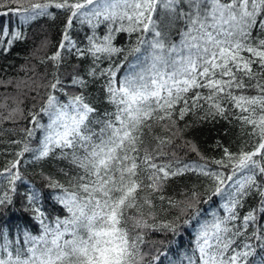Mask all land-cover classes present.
<instances>
[{
    "label": "snow or ice",
    "instance_id": "6c2138e0",
    "mask_svg": "<svg viewBox=\"0 0 264 264\" xmlns=\"http://www.w3.org/2000/svg\"><path fill=\"white\" fill-rule=\"evenodd\" d=\"M0 7L8 9L3 15L15 14L25 24L42 17L54 19L55 13L49 9L66 13L62 38L47 60L58 70L64 52L91 56L93 67L87 76L104 79L101 92L115 106L113 112H101L86 102L83 93L70 96L65 103L50 92L39 112L29 113L34 127L21 130L27 133L26 141H12L23 146L16 153L17 159L10 161L0 175L7 174L10 191L15 193L16 181L23 179L18 170L19 157L32 153L33 161H42L60 150L61 158L70 161L77 175L69 181L71 190L47 177L45 186L53 191L46 195L70 215L57 217L55 226H49L39 206L45 194L25 192L20 211L31 213L43 231L39 236L26 231L27 247L12 246L0 226V264H156L166 253L146 260L148 254L141 250L143 230L179 238L192 226H197L199 264H264V226L236 244V238L245 236L250 224L258 218L264 220V79H258L264 77V0H0ZM77 22L92 29L83 49L71 38ZM106 23L105 34L98 35L96 30ZM116 24L119 27H113ZM257 30L259 35L254 37ZM119 32L140 35L120 63L100 69V62L125 52L113 43ZM23 37L19 31L0 30V52L7 53L9 46ZM130 56L133 62L127 64L124 75H119ZM253 65L259 71H254ZM53 78L47 87L63 91L59 76L53 73ZM245 78L256 82L246 84ZM71 83L88 87L83 76H73ZM200 89H207V95ZM249 89L256 94L248 95ZM225 104L238 110L233 113L236 119L242 128H250L246 134L256 139L250 151L233 153L225 147L220 159L208 161L189 141L179 147L197 153L203 163H182L178 158L157 162L169 155L164 146L172 145V137L179 135V130L172 132L177 105H182L180 120L207 105L199 117L207 121L227 119L230 109ZM41 114L47 116L46 124L38 119ZM17 117L23 118L19 106L3 119ZM152 121L162 124L171 135L154 137L156 147L141 151L144 130L151 129ZM37 130L42 134L31 146ZM211 165L218 167L213 169ZM227 169L230 172L226 173ZM188 172L208 177L209 185L203 191L186 193L179 201L163 195L168 180ZM252 194L259 196L260 207L250 210L236 226L237 209ZM153 196L167 201L169 208L177 210L176 215L157 223ZM215 197L226 198L223 208L227 215L212 213L211 221L201 222L207 211L202 205L212 203ZM14 204L4 192L0 213ZM186 259L187 264H194L191 256Z\"/></svg>",
    "mask_w": 264,
    "mask_h": 264
},
{
    "label": "trees",
    "instance_id": "16d2710c",
    "mask_svg": "<svg viewBox=\"0 0 264 264\" xmlns=\"http://www.w3.org/2000/svg\"><path fill=\"white\" fill-rule=\"evenodd\" d=\"M28 3L39 2V0H27ZM27 6V3L25 4ZM12 7H15L13 5ZM55 13V18L42 17L37 21L28 24L22 23L19 17L15 14L3 15L7 13L8 9L0 7V30L7 29L10 33L19 31L24 34V37L14 41L10 45V51L7 53L0 52V173L8 166L10 161L17 159L16 153L20 151L23 144H14L12 141H26L27 133L21 131L22 129L32 128L34 125L30 122L31 117L29 113H37L44 105L47 95L51 92L57 95L61 102H67L72 95L83 93L86 102L93 104L99 108L101 112H113L115 106L108 103L101 92V87L104 83L102 77L93 80L87 76L88 71L93 67V59L91 56L77 57L75 52H64L62 63L57 70L54 63L47 60L57 50L61 40V33L64 28L66 20V13L59 9H49ZM108 24H102L96 30L97 34L103 36L107 30ZM119 27V24L113 25ZM92 34V29L88 24H80L77 22L71 30V38L76 42L77 46L84 48L87 45L86 37ZM139 33H133L129 36L126 32L115 33L114 45L118 48L125 49L124 53L115 54L111 61L104 60L99 63V68L104 69L110 63H120L124 59V55L130 46L135 45ZM259 31H254L253 36H258ZM6 37L4 39H8ZM264 38V37H261ZM174 40H179V36L173 35ZM47 41V46H43ZM248 56L250 54L243 53ZM45 61L41 63V61ZM133 62V57H129L125 67L121 69L119 75H124L127 70V64ZM138 70V69H137ZM254 71H259L256 65H253ZM53 73L59 76L63 85V91L52 90L47 87L53 82ZM73 76H83L88 80V87L83 88L80 85H73L71 79ZM264 79V77H258ZM256 81H249L245 78V83L254 84ZM19 85V87H17ZM204 95H207V89H200ZM248 95H255V91L249 89ZM192 93H189L191 96ZM203 103V101H201ZM19 106L23 110V118L17 117L15 120H6L3 117L8 116L9 112ZM182 105H177L174 119L176 120V127L172 132L179 130L178 136H173V144L164 146V150L169 153L168 156L158 158L157 162H167L174 159L181 160L182 163H203L197 153L189 151L187 148L179 147L185 142H192L195 144L200 155L207 158L208 161L220 159L223 156V148H228L230 152L238 153L241 149L250 151L256 139L248 134L250 128H242L241 123L236 119L234 112L238 110H231L230 106L225 104L226 109H230L227 114V119L217 117L215 120L208 119L201 121L199 117L203 115L201 110L193 115H187L183 120L178 117L179 108ZM41 123L48 122L47 116L41 114L38 116ZM151 129L144 130V147L149 150L156 147V140L154 137H168L170 132L165 131L162 124L156 121L151 122ZM41 131L37 130L36 137L31 141V146H35L41 136ZM219 145V146H218ZM67 151V150H65ZM175 153V157L172 153ZM21 163L18 165L19 173L22 175V180H17L15 187L16 192L10 191L11 185L8 182L7 174L0 175V196L4 192L15 201L12 208L4 213H0V226L5 228L7 240L15 246L19 244L21 247H27L24 243V233L39 236L43 229L39 222L31 218V213L20 211L23 196L25 192L38 190L45 194L44 198L39 202V206L45 213V223L54 227L56 218L63 219L70 214L62 206L53 199L47 197V193L53 191L48 189L46 185V178L51 176L54 180L59 181L65 187L70 188L69 181L77 175V169L74 168L68 159L61 158L60 150H56L54 156L42 161H33L32 153H25L23 157H19ZM213 169L218 166L211 165ZM15 171V170H14ZM226 173L230 169L225 170ZM239 178V174L238 177ZM145 183L147 180L145 178ZM208 177L199 173L188 172L182 176L173 177L167 181L163 195L179 201L184 198L186 193L192 190L203 191L209 185ZM71 190V188H70ZM139 195H145L140 193ZM226 198L215 197L212 203H204L202 207L207 211L201 216L200 221L212 220V213H216L220 217L227 215L223 208ZM155 209L153 210L157 217V223L163 220L172 219L176 215V209L169 208L167 201L161 202L156 196H153ZM260 207L259 196L252 194L245 198L243 207L238 208V220L235 222L236 226L242 223V218L252 209ZM147 214V207L144 208ZM9 216L11 219H9ZM151 223V221H149ZM264 226V220H257L256 223L250 224L245 236L237 237L236 244H240L246 239L247 235L259 227ZM144 243L141 250L147 253V259L152 255L159 253H166L161 255V259L156 264H187L186 257L191 256L194 264H199V253L196 250L195 242L197 235V226H192L188 231L184 232L182 237L173 238L165 232L144 229L143 230ZM161 241H164L162 244ZM168 241H171L169 243ZM255 243V241H252ZM3 241H0L2 244Z\"/></svg>",
    "mask_w": 264,
    "mask_h": 264
}]
</instances>
